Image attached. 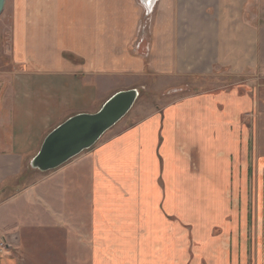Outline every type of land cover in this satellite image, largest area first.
Here are the masks:
<instances>
[{"label":"crops","instance_id":"crops-1","mask_svg":"<svg viewBox=\"0 0 264 264\" xmlns=\"http://www.w3.org/2000/svg\"><path fill=\"white\" fill-rule=\"evenodd\" d=\"M251 1L11 0L3 18L8 64L0 68V264H38L42 250L49 251V260L56 261L58 251L64 264H73L78 249L87 264H132L139 260L136 220L142 203L153 235L177 239L153 244L148 257L154 253L158 260L169 247L183 255L178 186L186 185L184 170L192 187L196 172L211 176V168L235 166L249 180L250 135L241 128L250 111L247 92H198L101 137L54 170L23 173L24 164L67 117L95 112L111 94L139 88L131 84L142 77L259 72ZM144 3L151 7L148 15ZM251 157L258 209L252 215L237 210L242 221L208 247L209 264H264V155L256 146ZM162 203L169 204V216ZM195 235L194 263L201 264L205 257ZM251 248L257 255L250 260Z\"/></svg>","mask_w":264,"mask_h":264},{"label":"rangeland","instance_id":"rangeland-1","mask_svg":"<svg viewBox=\"0 0 264 264\" xmlns=\"http://www.w3.org/2000/svg\"><path fill=\"white\" fill-rule=\"evenodd\" d=\"M11 0H6L0 13V68L7 67V51L9 43L8 21L3 20L6 11L9 8ZM250 4L251 15L255 17L258 28V46L260 54L261 69L259 72L248 73L246 76H211L199 77L189 76L177 79H160L152 76H145L134 81L131 86L139 87L140 94L136 99L130 111L102 137H107L120 129H123L148 115L161 113L167 107L176 104L179 100L196 96L198 92H213L226 89H232L238 96L248 95L249 97V115H243L241 128L246 127L249 130V180L246 179V171L237 167L232 169L214 168L206 169L211 176L199 175L196 172V184L194 187L187 182L188 170L185 169L186 185L178 186L179 193L183 196V221L185 233L183 241L185 244V259L182 251L173 250L171 247L166 249L162 257L157 260L153 253V259L148 257V253L155 252L152 245L164 240V235L152 233V218L147 214V207L144 204H138V218L136 220V250L139 253V260L132 264H160L161 261L166 264H196L194 263V252L192 251V238L195 235L200 240L201 264H209L208 247L224 232H232L235 227L238 228V222L242 221L237 215V210H248L249 214L258 209L256 200L258 187L252 184V151L257 146V154L264 155V0H252ZM247 92V93H246ZM255 113V114H254ZM255 137V143L254 141ZM101 139V138H100ZM99 139V140H100ZM98 140V141H99ZM255 146V147H254ZM90 149V148H89ZM195 168L193 167V170ZM197 170V168H196ZM30 170L27 164H24L23 173ZM37 171V170H34ZM258 171H256L257 174ZM258 175V174H257ZM244 177V178H243ZM29 178H26L24 184H27ZM255 181V180H254ZM169 197L171 201V187ZM161 210L171 209L168 203H162ZM150 209V208H149ZM236 212V213H235ZM169 216V215H166ZM170 218L168 217V220ZM246 222V216L243 218ZM251 221V220H250ZM233 222V224H231ZM237 222V224H236ZM253 237L254 234H251ZM79 236V235H74ZM77 239V238H76ZM176 235H168V240L163 242L176 241ZM181 240L179 235L178 241ZM251 240L248 245L251 246ZM254 242V240H253ZM78 242L74 239V245ZM196 243V247H198ZM4 249V247L2 248ZM15 252V251H14ZM123 252L126 254L127 249ZM136 252V251H135ZM163 252V251H161ZM73 264H87L85 252L81 249L73 252ZM58 258L48 259L49 251L42 250L38 254V259L34 260L38 264H64V256L57 251ZM157 253L156 255H158ZM257 251L252 248L248 251L249 259H254ZM242 257V252L239 254ZM231 258V254H230ZM236 258V256H233ZM131 264V263H130ZM198 264V263H197Z\"/></svg>","mask_w":264,"mask_h":264},{"label":"water","instance_id":"water-1","mask_svg":"<svg viewBox=\"0 0 264 264\" xmlns=\"http://www.w3.org/2000/svg\"><path fill=\"white\" fill-rule=\"evenodd\" d=\"M5 0H0V13ZM145 14L151 7L144 3ZM139 88L119 90L111 94L95 111L67 117L42 139L37 152L29 159L28 168L39 172L54 170L78 154L91 148L132 108Z\"/></svg>","mask_w":264,"mask_h":264},{"label":"built area","instance_id":"built-area-1","mask_svg":"<svg viewBox=\"0 0 264 264\" xmlns=\"http://www.w3.org/2000/svg\"><path fill=\"white\" fill-rule=\"evenodd\" d=\"M3 247H4L3 242H0V250H2Z\"/></svg>","mask_w":264,"mask_h":264},{"label":"trees","instance_id":"trees-1","mask_svg":"<svg viewBox=\"0 0 264 264\" xmlns=\"http://www.w3.org/2000/svg\"><path fill=\"white\" fill-rule=\"evenodd\" d=\"M66 56H68V55H66Z\"/></svg>","mask_w":264,"mask_h":264},{"label":"bare ground","instance_id":"bare-ground-1","mask_svg":"<svg viewBox=\"0 0 264 264\" xmlns=\"http://www.w3.org/2000/svg\"><path fill=\"white\" fill-rule=\"evenodd\" d=\"M6 1V0H5Z\"/></svg>","mask_w":264,"mask_h":264}]
</instances>
